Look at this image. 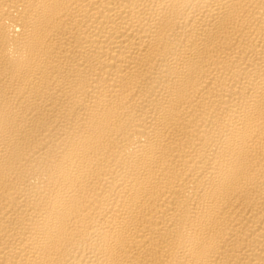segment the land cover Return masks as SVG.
I'll return each instance as SVG.
<instances>
[{
  "label": "bare ground",
  "instance_id": "1",
  "mask_svg": "<svg viewBox=\"0 0 264 264\" xmlns=\"http://www.w3.org/2000/svg\"><path fill=\"white\" fill-rule=\"evenodd\" d=\"M0 264H264V0H0Z\"/></svg>",
  "mask_w": 264,
  "mask_h": 264
}]
</instances>
